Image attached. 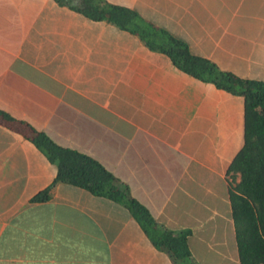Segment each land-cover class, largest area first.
<instances>
[{
	"label": "crops",
	"instance_id": "obj_1",
	"mask_svg": "<svg viewBox=\"0 0 264 264\" xmlns=\"http://www.w3.org/2000/svg\"><path fill=\"white\" fill-rule=\"evenodd\" d=\"M135 9L221 69L264 80V0H106ZM81 0H72L80 4ZM0 264H241L228 172L245 100L136 34L56 0H0ZM99 160L190 255L157 247L122 203L58 181L20 131ZM264 264V263H259Z\"/></svg>",
	"mask_w": 264,
	"mask_h": 264
},
{
	"label": "trees",
	"instance_id": "obj_2",
	"mask_svg": "<svg viewBox=\"0 0 264 264\" xmlns=\"http://www.w3.org/2000/svg\"><path fill=\"white\" fill-rule=\"evenodd\" d=\"M82 12L94 20H107L121 29L136 34L150 49L166 53L182 70L245 100L244 144L231 161L228 172H239L240 180L230 190L232 214L241 264L264 263V80L241 77L221 69L214 61L194 54L188 44L168 30L145 19L135 9L106 0H56ZM0 117L14 120L0 110ZM26 134L56 165L52 182L32 199L49 197L51 187L63 181L84 187L96 195L105 196L125 205L142 226L151 241L166 250L176 260L190 255L187 243L189 229L174 232L160 227L149 209L130 196L115 180V176L99 160L78 149L56 143L44 131L25 127Z\"/></svg>",
	"mask_w": 264,
	"mask_h": 264
}]
</instances>
